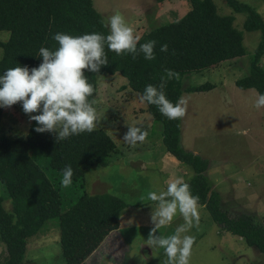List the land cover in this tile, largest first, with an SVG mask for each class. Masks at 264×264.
Returning <instances> with one entry per match:
<instances>
[{
    "label": "trees",
    "instance_id": "1",
    "mask_svg": "<svg viewBox=\"0 0 264 264\" xmlns=\"http://www.w3.org/2000/svg\"><path fill=\"white\" fill-rule=\"evenodd\" d=\"M225 1L235 12L245 13V30H259L261 34L249 73L236 79L235 84L264 94V68L260 65L264 54V18L248 4ZM3 3L9 12L0 29L8 31L9 36L5 41L0 39V75L16 66L38 67L42 62L39 49L58 47L53 39L57 32L72 36L110 33L92 0H3ZM189 3L190 8L180 18L155 25L140 35V43L156 41L155 59L146 60L142 53L135 59L130 54L118 56L105 47L108 64L101 66L99 73L85 72L88 83L95 89L89 99H95L96 75L100 73L120 74L141 95L147 85L159 86L163 77L166 97L173 103L182 91H208L215 87L212 82L183 87L181 78L186 73L212 68L244 55L242 31L234 27L232 15L217 13L213 0H189ZM163 44L168 45L167 52L160 50ZM168 70L178 74V78L168 79ZM146 106L150 115L162 123L166 151L191 168L193 174L186 182L192 194L199 196V205L205 206L222 229L264 253V223L251 213L231 214L223 207L219 192L211 189L204 175L208 160L184 149L180 143V120H169L155 105L146 103ZM4 109L0 108V122ZM35 127L36 124H31L26 137L19 139L1 133L0 124V183L5 190L0 195V241L5 247L1 264H26L28 238L53 217L58 219L64 264H82L119 227L120 213L127 207L124 200L109 193H78L89 166H107L116 144L102 127L59 142L51 133L36 132ZM32 148L47 157L48 169L59 172L61 177L62 169L70 165L74 170L72 184L65 188L55 179L53 170L48 174L38 162L39 155L30 153ZM5 198L11 200L10 211L3 207Z\"/></svg>",
    "mask_w": 264,
    "mask_h": 264
},
{
    "label": "rangeland",
    "instance_id": "2",
    "mask_svg": "<svg viewBox=\"0 0 264 264\" xmlns=\"http://www.w3.org/2000/svg\"><path fill=\"white\" fill-rule=\"evenodd\" d=\"M238 1L250 5L264 18V0ZM213 2L218 14L233 16L234 27L242 31L245 53L212 68L182 76L183 87L203 82H212L215 87L208 91H182L180 97L188 98V106L185 117L180 120V143L184 149L195 150L194 153L208 160L204 175L211 189L219 192L223 207L231 214L251 213L264 223V108L254 107L258 94L254 88L242 89L235 84L236 79L249 73L261 34L259 30L243 28L245 13L235 12L225 0ZM92 3L107 27L109 18L119 13L137 36L155 25L180 18L190 8L189 0L160 3L154 0H92ZM8 12L0 0V24ZM8 36V31L0 29L2 41ZM260 65L264 68V54ZM96 82L98 91L93 107L100 117L97 127L105 129L114 140L116 151L109 156L107 166H89L78 193H109L127 203L120 213V232L130 251L119 264H167L164 249L150 248L146 244L154 227L151 213L157 208V204L148 199V193L166 190L167 184L177 177L186 182L193 172L175 158L176 163L171 161L173 156L162 141V123L150 115L146 103L140 99V92L130 88L125 77L118 73H100L96 75ZM0 124L5 136L24 139L29 126L36 122L30 121L22 105L17 103L4 109ZM129 125H139L146 130L147 141L136 147L128 145L123 137ZM30 153L39 155L36 148ZM38 162L48 174L53 170L48 169L47 157L39 155ZM52 173L61 181L59 172L53 170ZM4 193L0 183V195ZM2 204L6 210H11L10 198H5ZM199 213V228L193 227L187 233L195 236L190 264H264V253L222 229L205 206L199 205ZM183 223L184 219L177 216L171 225L160 228L155 234L173 235L176 227ZM27 241L26 264H64L57 217L46 220ZM4 256L5 247L0 241V264ZM86 259L87 263L82 264H95L96 260L101 261L99 264H115L110 259H98L94 253Z\"/></svg>",
    "mask_w": 264,
    "mask_h": 264
},
{
    "label": "clouds",
    "instance_id": "3",
    "mask_svg": "<svg viewBox=\"0 0 264 264\" xmlns=\"http://www.w3.org/2000/svg\"><path fill=\"white\" fill-rule=\"evenodd\" d=\"M110 33H86L72 36L57 32L53 39L58 43L55 50L47 47L39 49L42 62L38 67L16 66L6 69L0 75V108H10L20 103L30 121L36 122L35 131L51 133L55 141H63L82 133H91L100 120L93 96L95 89L88 83L85 72L99 73L101 66L108 64L105 47L118 56L131 55L133 59L143 54L146 60L155 59V40L140 43L141 37L134 35L125 18L113 14L108 21ZM162 52L168 45L160 46ZM178 78V74L167 71V78ZM166 81L162 77L159 86L147 85L140 99L155 105L169 120L185 117L188 98L180 97L170 101L165 94ZM256 109L264 108V94H257ZM33 113H38L33 115ZM148 132L139 125H129L123 140L131 147L147 141ZM61 185L72 184L74 170L70 165L62 169ZM148 199L157 204L151 213L154 227L149 232L147 245L162 248L167 256V264H190L195 236L187 235L193 228H199V196L191 192L190 184L177 177L167 184L166 190L150 191ZM177 216L184 223L177 226L173 235H156L162 227L171 225Z\"/></svg>",
    "mask_w": 264,
    "mask_h": 264
},
{
    "label": "crops",
    "instance_id": "4",
    "mask_svg": "<svg viewBox=\"0 0 264 264\" xmlns=\"http://www.w3.org/2000/svg\"><path fill=\"white\" fill-rule=\"evenodd\" d=\"M180 134H182V132H180ZM192 151L193 153L196 152L195 150H192ZM170 159L173 163H176V160H174V157H171ZM120 228H121V223H120V218H119V227L116 230L111 231L104 238V240L99 245V247L93 252L94 255L98 257V259L100 260L101 258H103L104 260L110 259V261H114L115 264H119L121 259L125 257V255L128 254V252L130 251V248L124 243L125 238H124V235L121 234ZM90 257H93V256H90ZM86 260H85V263H87ZM99 263H101V261L96 260L95 264H99Z\"/></svg>",
    "mask_w": 264,
    "mask_h": 264
}]
</instances>
